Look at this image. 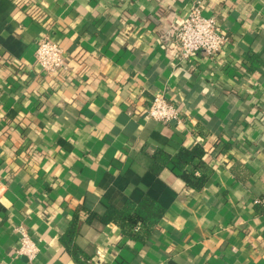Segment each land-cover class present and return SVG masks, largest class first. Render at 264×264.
<instances>
[{"label": "crops", "instance_id": "obj_1", "mask_svg": "<svg viewBox=\"0 0 264 264\" xmlns=\"http://www.w3.org/2000/svg\"><path fill=\"white\" fill-rule=\"evenodd\" d=\"M198 3L228 42L183 61ZM45 37L67 56L53 77ZM158 94L183 125L142 118ZM146 201L164 214L145 242L100 219ZM0 264H264V0H0Z\"/></svg>", "mask_w": 264, "mask_h": 264}, {"label": "built area", "instance_id": "obj_2", "mask_svg": "<svg viewBox=\"0 0 264 264\" xmlns=\"http://www.w3.org/2000/svg\"><path fill=\"white\" fill-rule=\"evenodd\" d=\"M173 35L177 57L183 61L194 59L199 53L215 57L228 42L220 28L218 17L204 14V8L200 3L196 4L182 24L173 30ZM35 58L37 65L47 77H53L68 69L65 52L48 37L39 43ZM142 118L145 121H154L163 125L184 124L179 107L163 94L153 97ZM19 234L20 244L17 253L33 261L39 253L37 245L26 231H19Z\"/></svg>", "mask_w": 264, "mask_h": 264}, {"label": "trees", "instance_id": "obj_3", "mask_svg": "<svg viewBox=\"0 0 264 264\" xmlns=\"http://www.w3.org/2000/svg\"><path fill=\"white\" fill-rule=\"evenodd\" d=\"M248 60L251 67L253 66V70L258 69L262 65V62H260L257 57L249 56ZM203 156V152L199 148H195L192 151L182 150L180 154L174 158L173 162L182 167L192 160L202 159ZM157 158L162 163H167L169 161V158L161 154H158ZM191 177V174L184 175V180L189 186L192 183ZM203 182H205L204 178L198 183L200 185ZM163 214L164 209L162 207L152 201H146L140 206L129 203L123 210L109 209L105 216L100 219L104 223L115 222L119 225L124 235H127L134 241L145 242ZM74 255L77 258L78 255L82 256L76 251H74Z\"/></svg>", "mask_w": 264, "mask_h": 264}]
</instances>
